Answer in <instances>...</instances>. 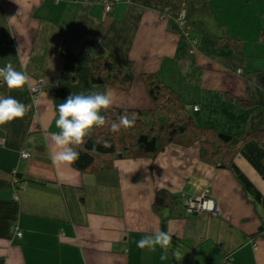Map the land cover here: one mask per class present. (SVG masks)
Here are the masks:
<instances>
[{
	"label": "crops",
	"instance_id": "1",
	"mask_svg": "<svg viewBox=\"0 0 264 264\" xmlns=\"http://www.w3.org/2000/svg\"><path fill=\"white\" fill-rule=\"evenodd\" d=\"M111 1L0 0V67L11 62L30 77L15 90L0 82V96L30 106L23 119L0 126V264H264L257 237L264 210L248 202L232 172L203 162L198 145H170L155 160L119 161L95 176L53 166L57 105L110 90L113 108L153 110L145 74L197 106L202 128L234 137L264 130V0H122L106 16ZM224 29L241 41V53L219 46ZM89 39L134 63L129 92L91 84L80 57ZM40 82L45 89L35 95ZM236 163L264 196L258 142L246 143ZM16 175L24 178L18 191ZM161 190L182 201L206 196L221 213L183 210L164 219L153 209ZM157 229L173 237L166 261L159 246H136Z\"/></svg>",
	"mask_w": 264,
	"mask_h": 264
},
{
	"label": "trees",
	"instance_id": "2",
	"mask_svg": "<svg viewBox=\"0 0 264 264\" xmlns=\"http://www.w3.org/2000/svg\"><path fill=\"white\" fill-rule=\"evenodd\" d=\"M185 26L187 30L193 29L187 21ZM219 33L217 39L220 47L242 52L243 44L239 39L229 36L225 29ZM80 57L90 66L89 80L92 85L109 86L123 92L132 89L136 79L134 63L108 53L99 40L89 39ZM142 80L155 108L124 110L110 107L103 110L106 124L93 127L83 144L73 146L80 153L73 167L84 175L107 174L115 169L119 161L155 160L170 145L186 148L198 145L203 162L216 169L232 172L248 202L264 210V196L236 163L242 147L248 142L256 141L264 150V130L244 132L241 137H234L202 128L192 115V108L197 106L186 103L183 96L158 74L142 75ZM239 104L245 108L255 107L253 102L239 101ZM124 113L129 118H135L134 126L118 133L111 132L110 122L117 121ZM105 142L110 146L103 147ZM94 147L95 151L92 150ZM16 178L18 182H14V185L18 191L24 178L20 175H16ZM15 199L18 200V197L15 196ZM153 209L164 219L178 217L186 210L181 197L166 190L157 193ZM259 236L264 238V221L257 234Z\"/></svg>",
	"mask_w": 264,
	"mask_h": 264
},
{
	"label": "clouds",
	"instance_id": "3",
	"mask_svg": "<svg viewBox=\"0 0 264 264\" xmlns=\"http://www.w3.org/2000/svg\"><path fill=\"white\" fill-rule=\"evenodd\" d=\"M29 79L26 72L18 71L11 62L0 67V82L9 90L23 88L28 84ZM113 96L110 90L103 93L72 94L66 101L57 105L55 125L59 131L50 135L52 148L50 158L54 167L71 166L79 160L80 153L73 146L83 144L85 137L93 127H102L106 124V119L101 112L112 106ZM29 110V105L21 103L12 96H0V126L23 119ZM134 124L135 118H129V115L124 113L117 121L110 122V131L118 133L122 129L133 127ZM109 146L107 142L103 145L105 148ZM92 150L95 151V147ZM20 155L24 158L27 153L21 150ZM172 238L168 231L157 229L137 241L136 246L139 249H148L150 252H155L159 246L162 249L160 260L166 261ZM175 255H179L178 246Z\"/></svg>",
	"mask_w": 264,
	"mask_h": 264
},
{
	"label": "built area",
	"instance_id": "4",
	"mask_svg": "<svg viewBox=\"0 0 264 264\" xmlns=\"http://www.w3.org/2000/svg\"><path fill=\"white\" fill-rule=\"evenodd\" d=\"M122 0H112L109 4H107L105 6V13L106 16L110 13H112L114 11L115 5L119 2H121ZM181 23L183 25H185L186 20H182ZM238 73H242V70H239ZM43 89H45V86L43 83H38L35 87L32 88V93L35 95L40 94ZM199 108L195 107L194 111H198ZM29 154L27 153V155L24 158H28ZM18 182V179L15 177V183ZM184 206L186 208V210L188 211V213H198V212H208L211 213L215 216L219 215L221 213V211L219 210V208L217 207V205H215V203L209 199H207L206 196H202V197H196L194 199H189V200H185L184 201ZM17 237L21 238L22 237V233L20 231L17 232Z\"/></svg>",
	"mask_w": 264,
	"mask_h": 264
}]
</instances>
